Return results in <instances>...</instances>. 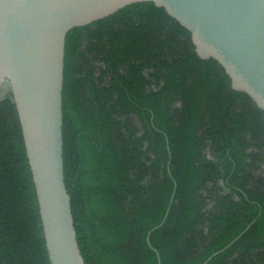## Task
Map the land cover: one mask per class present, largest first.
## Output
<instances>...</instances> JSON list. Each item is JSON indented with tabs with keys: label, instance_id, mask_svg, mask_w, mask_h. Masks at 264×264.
<instances>
[{
	"label": "trees",
	"instance_id": "trees-1",
	"mask_svg": "<svg viewBox=\"0 0 264 264\" xmlns=\"http://www.w3.org/2000/svg\"><path fill=\"white\" fill-rule=\"evenodd\" d=\"M63 109L65 181L95 264H158L146 237L173 178L150 236L161 264H202L249 224L208 264H264V111L164 8L137 2L73 28ZM0 264H50L11 108Z\"/></svg>",
	"mask_w": 264,
	"mask_h": 264
},
{
	"label": "water",
	"instance_id": "water-1",
	"mask_svg": "<svg viewBox=\"0 0 264 264\" xmlns=\"http://www.w3.org/2000/svg\"><path fill=\"white\" fill-rule=\"evenodd\" d=\"M137 2L164 8L190 31L198 54L226 70L231 88L264 111V0H0V112L11 108L25 144L50 264H95L65 181L63 85L72 30ZM173 182L165 216L146 237L158 264L150 236L168 217Z\"/></svg>",
	"mask_w": 264,
	"mask_h": 264
},
{
	"label": "rangeland",
	"instance_id": "rangeland-1",
	"mask_svg": "<svg viewBox=\"0 0 264 264\" xmlns=\"http://www.w3.org/2000/svg\"><path fill=\"white\" fill-rule=\"evenodd\" d=\"M97 65L100 66L99 63H98ZM263 167H264V166H263Z\"/></svg>",
	"mask_w": 264,
	"mask_h": 264
}]
</instances>
